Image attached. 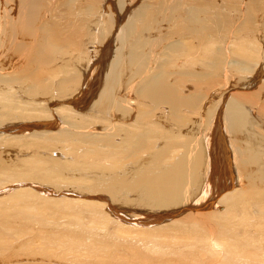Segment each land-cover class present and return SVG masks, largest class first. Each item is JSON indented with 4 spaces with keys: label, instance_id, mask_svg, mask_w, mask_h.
Listing matches in <instances>:
<instances>
[{
    "label": "bare ground",
    "instance_id": "6f19581e",
    "mask_svg": "<svg viewBox=\"0 0 264 264\" xmlns=\"http://www.w3.org/2000/svg\"><path fill=\"white\" fill-rule=\"evenodd\" d=\"M11 2L13 4L10 5V1L0 0V155L7 154V146H13L18 142L22 143L23 149L27 152L31 150L32 155L22 161L23 168L20 170L10 164L6 165L0 156V184L3 185L0 186V195L3 196L0 197L3 198L0 199V264L9 263L6 259L12 254L27 256L14 259L16 262H10V264H29L27 261L30 260V253H35L37 248L34 243L35 240L37 242V237L47 240L48 244H50L49 241L51 243L52 241L60 242L68 237L71 244L77 248L83 245L82 243L86 245L88 242L84 241L90 240L87 235H91V232L84 229L76 232L72 229L75 224L73 220L81 222L84 217V212L79 207L87 206L92 209V216L98 218L104 207L107 208L109 205V210L115 212L114 208L117 206H114V203L120 204L118 202L120 200H122L121 202L128 201L131 195L139 197L138 199L142 197L143 202L159 207L172 206L173 208L175 205L182 204L181 208L178 207L180 211L185 207L187 210V207L190 206L199 210V208L207 206L208 203L215 202V197L222 195L220 204L226 205L223 207V212L211 211L207 215L205 213V218L189 214L183 221L180 220L179 223H176L185 230L183 235L186 240L179 247H171L172 255H169L170 259L166 257L165 261H175L177 264H240L241 261L246 260L248 264H261L264 259V231L260 235L252 234L249 230L259 229L264 225V171L256 169L258 172H255V168H252L264 163V155L258 150H254L255 148L248 149L245 143L252 137L257 140L261 138L256 132L257 127H260L264 122H258L256 130L254 129L253 118H250L248 109L244 105L245 102H242L243 97L228 96L230 94L228 92L232 88L230 79L227 80L224 90L217 93L214 98H209L210 101L203 105V109H201L202 105H199L201 100L199 93L192 99L188 97V87L195 83L192 82L190 85L185 83L188 87L183 84L190 75L197 77L202 70L206 71V73L204 72L206 75L209 72L210 76L212 74L220 76V74L218 75L220 71L229 73L230 62L225 60L227 56H236V59L246 56L248 58L246 65H244L246 62L244 59L237 62L240 69L251 70V66L255 69L258 67V62L260 67L242 86L247 88L249 84L263 79L257 92L254 93L256 96L260 95L261 92H264V69L262 68L264 67V31L255 32L253 25L249 24L251 21L247 22V20L248 26L240 27L238 30V25L234 28L233 25L238 23V18L241 19L240 16H244L240 13L238 18L235 17L236 21L231 20L225 23L226 31L229 29L231 34L226 31L224 34L221 24H224L226 21L224 17L228 14L223 12L224 3L221 4V10L216 7L213 12L208 11L210 13L203 17L194 14L195 16L190 19L191 22L184 19V15L173 14V24L176 27L178 22H183L184 33L173 34L176 41L169 47L170 53H167L169 58L166 59L169 62L163 64L160 59L157 67L150 69L147 67L148 54H144L143 61L138 62V65L143 64L144 66L143 71L139 74L135 69L136 63L130 62V57L131 55L135 56L143 49L145 43L143 40L135 39L134 35L144 32L150 36L162 34V32L159 33L158 28L162 23L157 16L152 18L149 15V23L140 27L136 21V12H133L131 17L125 20L124 14L120 19L119 16H116L119 10L116 8L115 11L114 8H111L109 14L105 11L101 18L92 20L88 24L94 32L93 40L102 45V51H84L85 42L76 36L78 33L76 29L72 36L65 30V33L69 34V38L62 40L60 36L57 37L63 30L61 22L56 21L59 27L44 28L41 20L44 7L42 0H14ZM173 3L176 5V2ZM11 6L15 7L14 12L10 9ZM225 9H229L228 12L232 13V2L231 4L225 2ZM205 10L207 9L205 8ZM237 11L240 12L239 9ZM259 11L261 10L259 9ZM161 12L164 13L162 10ZM125 13L128 14V11ZM245 13L247 12L245 11ZM256 13L258 12L256 11ZM170 14L172 15V13ZM233 17L230 15L231 19H234ZM250 18L252 17L249 15V20H254ZM39 24L41 25L39 26ZM38 26L42 31H37ZM156 27L158 30L155 29ZM233 29L236 31L234 32ZM227 33L229 34L226 35ZM185 34L189 36H185ZM155 40L157 39L152 41ZM157 42L159 43V41ZM156 49L157 44L152 43L150 53L153 55V59L158 56V53L154 54ZM100 52L102 54L98 59ZM210 52L212 53L210 54ZM208 68H210L209 71ZM180 75H184L185 78L183 81L178 79L176 81L180 82L182 86L176 81L173 82L174 78L172 77L178 78ZM199 81L200 84L204 82L200 79ZM211 84L213 85V83ZM196 87L195 90H198ZM131 91L137 97L132 99L135 104L133 107L128 104V96H125L126 94L131 95ZM48 92L51 94L49 99L46 97L44 100L40 99ZM20 97H25V99H19ZM53 99L55 103L52 108L51 101H54ZM42 101H47V104ZM164 104H167L172 112L167 113L166 116L163 113L158 114L156 120L161 124L159 126L155 120L150 118L151 106L160 108ZM59 105L65 111L58 110ZM187 107L195 108L197 114L201 116L200 121L196 125V129L194 126L192 128L195 130L192 137H186L187 133H182V136L172 138L174 130L170 129V125L172 127L174 118L182 119L183 117L184 120L186 119L183 109ZM116 108L124 110L128 115L117 116L114 114ZM174 111H178L177 116ZM254 111L256 110L254 109ZM263 117L259 118L263 119ZM45 119H49V121L42 122ZM100 120H104L108 125L97 128L96 124ZM114 120L117 122H113ZM30 121H32L31 124ZM39 125L47 127L50 132L44 129H42L44 131L36 130L35 128ZM93 125H96L95 129ZM61 126L63 127L61 128ZM185 127L182 124L181 132ZM21 133L24 135H19ZM240 133H244L245 139L242 143L236 140ZM159 140L164 141L160 147L157 145ZM251 145L253 147V144ZM144 149L147 152L146 155L142 153ZM145 157L148 159L146 162L143 161ZM86 171L88 173L95 172L91 175ZM16 179L24 180L21 184L25 186L21 185V188L18 186L19 183H16V186L12 184ZM27 181L30 183L27 184ZM62 184L66 185L62 186ZM69 184H75L77 189L75 192L84 195V203L65 198L58 199L56 197L53 199L52 195L55 192L51 188L44 187L54 188L57 186L62 190L69 188ZM233 184L237 188H233ZM12 186H15V189L19 188L14 194L11 191L14 190ZM40 193L46 196H41ZM105 194H107V198ZM134 198L136 199V197ZM76 200H81V197ZM123 206L124 209H127V211L125 210L127 213L131 206L129 208H127L128 205L126 207L123 204ZM143 207H139L141 211ZM238 207L240 210H236ZM21 208L23 211H17ZM30 208L36 212L28 214ZM118 208L117 210L121 211ZM133 208L135 209L137 206ZM191 208H188V211H191ZM252 208H255L256 211L254 212ZM146 212L145 214H147ZM68 213L73 216V219L66 222L64 232L51 229L30 230V232L25 228L29 220L33 222L36 220L40 225H46L48 221L57 224L58 222L53 220L57 221L59 219L57 217ZM117 213L115 214L117 215ZM121 213L123 212L121 211ZM115 214L113 213V215ZM142 214L141 212L140 215ZM199 214L197 215L199 216ZM16 215L19 216L18 223H14ZM148 215L150 214L148 213ZM89 220L87 223L90 222ZM21 223L24 224V227L16 226ZM102 223L104 222L102 221ZM121 224H125V222L123 221ZM141 225L140 227H142ZM156 228L154 227L155 231ZM169 230L171 229L169 228ZM14 231H17L15 235H13ZM24 232L30 233L25 239L17 238L19 235L24 236ZM121 232L123 233V231ZM35 233L38 234L35 235ZM152 234L154 235V232ZM30 235L36 237L35 240L28 241L31 238ZM19 242L22 243V247H19L21 251L15 247ZM173 244L175 243L173 242ZM169 246L171 245L155 242V247L149 250L153 255H149L150 252L145 254L144 251L136 252L133 257L131 256L132 251L129 253L125 250L130 254L131 260L127 262V258L123 259V264H147L168 250ZM88 247H84V250ZM201 247L207 249L209 253L205 255L203 251H200ZM11 250L12 254H10ZM82 250L83 246L79 251L82 252ZM88 250L86 251L88 252ZM90 250L94 251V247H90ZM111 250H107L108 253L112 252ZM92 251L91 254H87L85 251L84 253L86 256H92ZM5 252L8 253L3 257ZM115 253L119 259L121 254L118 257L117 253L119 252ZM163 257L164 255H161L160 259ZM31 259V262H37L34 257ZM42 261L44 264H55L56 262L48 257L41 259L36 264H41ZM69 261L72 262H68V264H85L78 256Z\"/></svg>",
    "mask_w": 264,
    "mask_h": 264
},
{
    "label": "rangeland",
    "instance_id": "374dc122",
    "mask_svg": "<svg viewBox=\"0 0 264 264\" xmlns=\"http://www.w3.org/2000/svg\"><path fill=\"white\" fill-rule=\"evenodd\" d=\"M8 1H10V5L11 4H13V2H11V1H14V0H8ZM16 1V0H15ZM178 1V2H177ZM177 1H175V0H42V4H44V7H43V9H42V13H43V16H42V23H43V26H44V28L46 29L48 26H51L52 28H56L57 26H58V24H56V21H58V22H61V25H62V32H61V34H59L57 37L59 38V36H60V38L62 39V40H67L68 38H69V34L68 33H65V30H67L68 32H70V34H71V36L72 35H74V30L76 29L77 31H78V33H77V37L79 38V39H82L84 42H85V45L83 46V50L84 51H91V50H95V51H102V45L101 44H99V43H97V42H95L94 40H93V35H94V32H93V30L89 27V22L90 21H92V20H97V19H99V18H101L103 15L102 14H104L105 13V11L109 14L110 13V9L111 8H114L115 9V11L118 9L119 11H118V13L116 14V16H119L120 17V19H121V17H122V15L124 14V16H125V20L126 19H128L129 17H131V14L134 12H136V15H135V17H136V21H137V23L139 24V26L140 27H144V26H146L148 23H149V15H151L152 16V18L154 17H158L159 18V21L162 23L158 28H159V33L160 32H162V34L160 33V35H156V36H150L149 34H147L146 32H144V33H139V35H134V38L136 39H139V40H143L144 41V43H145V47L143 48V49H141L135 56H132L131 55V57H130V62H134V63H136V68L135 69H137L138 70V72H139V74L143 71V68H144V66H143V64L140 66V65H138V62L139 61H143V55L144 54H148V59H149V61H148V66L147 67H150V69H154V68H156L157 67V65L159 64V62H160V59H161V61H163V64L166 62V63H168L169 61L168 60H166L167 58H169V53H170V51H169V47L176 41L175 39H174V37H173V34L175 33V34H177V35H181V34H183L184 33V31L182 30V26H183V22H178V24H177V26L175 27V24H173V20H172V16H173V14L175 15V14H180L181 16H183L184 15V19H188V20H190V19H192L193 18V16H200V17H203L205 14L206 15H208L210 12H208V11H211V12H213L214 11V9L217 7V9H219V10H221V4H223L224 3V6H223V12L224 13H228L225 17H224V19L226 20V21H224V24L222 23H220L222 26V31H223V33L226 31V27L227 26H224L225 25V23H227V22H229V21H231V20H235L236 18H238L239 16V14L241 13V14H243L244 16H240V18L241 19H239L238 18V23L237 24H235V25H233V27L235 28V26H237V30L238 29H240V27L242 28V27H246V26H248L247 24L248 23H246V20H247V22L249 21H251L249 24H252L253 26V28H254V31L255 32H261L262 30L264 31V0H238L237 2H236V0H177ZM198 1H200V2H198ZM228 4V3H230L231 4V2H232V5H233V9H232V13H229L228 11H229V9H225V2ZM257 1V2H256ZM172 2V3H171ZM173 2H176V5L173 3ZM233 2H236V3H233ZM201 3H202V5H201ZM174 4V5H173ZM214 4V5H213ZM170 5V6H169ZM172 5V6H171ZM205 5V6H204ZM210 5H212V6H210ZM175 6V7H174ZM178 6V7H177ZM202 6H204V7H202ZM165 7V8H164ZM177 7V8H176ZM202 7V8H201ZM213 7V8H212ZM254 7V8H253ZM257 7H258V9H257ZM117 8V9H116ZM120 8V9H119ZM170 8H171V10H170ZM205 8L207 9V10H205ZM262 8V9H261ZM10 9H12L13 11L12 12H14L15 10V7L14 6H11V8ZM131 9V11H129ZM162 11H164V13L163 12H161V10ZM199 9V10H198ZM213 9V10H212ZM237 9H239L240 10V12L239 11H237ZM252 9V10H251ZM259 9L261 10V11H259ZM179 10V11H178ZM192 12H191V11ZM126 11H128V14H126L125 12ZM170 11H172V12H170ZM175 11H177V12H175ZM194 11H195V13H194ZM245 11L247 12V13H245ZM254 11V12H253ZM256 11L258 12V13H256ZM191 12V13H190ZM197 12V13H196ZM235 12V13H234ZM249 12H251V13H249ZM17 11H16V15H17ZM170 13H172V15L170 14ZM155 14H157V15H155ZM170 14V15H169ZM195 14V15H194ZM233 14V15H232ZM240 14V15H241ZM230 15L231 16H234L233 18L234 19H231L230 18ZM246 15V16H245ZM249 15H250V17H252V18H250V19H254L253 21L252 20H249ZM229 16V17H228ZM236 17V18H235ZM256 17V18H255ZM257 21H256V20ZM263 20V21H262ZM236 21V20H235ZM190 22H191V20H190ZM232 23H233V21H232ZM244 23V24H243ZM41 24H39V26H40ZM154 25V24H153ZM206 25V24H205ZM208 25V24H207ZM242 25V26H241ZM256 25V26H255ZM39 26L37 27V31H39V30H41L40 28H39ZM199 26V25H198ZM59 27V26H58ZM158 28L156 27L155 29L156 30H158ZM263 28V29H262ZM25 29H27V28H25ZM42 31V30H41ZM233 31L235 32L236 30L235 29H233ZM226 32H229L230 33V30L229 29H227V31ZM225 32V33H226ZM204 33H206V32H204ZM224 33V34H225ZM229 33H227L226 35H228ZM231 34V33H230ZM148 36V37H147ZM185 36H189L188 34H185ZM148 39V40H147ZM153 39H157V40H155V41H152ZM87 40V41H86ZM157 41H159V43L157 42ZM60 43H62V42H60ZM152 43H156L157 44V49L154 51V54H157L158 53V56H156L155 57V59H153V55L150 53L151 52V50H150V47H151V45H152ZM168 53V54H167ZM212 52H210V54H211ZM214 53V52H213ZM101 54H102V52H100V55H99V57H98V59L100 58V56H101ZM21 57V56H20ZM236 57V56H235ZM235 57H228L227 56V59H225L226 61L227 60H229V69H230V72L229 73H224L225 71H220L219 73H218V75L220 74V76H217V74L216 75H213L212 74V76H210L209 75V72H207V75L205 74L206 73V71H204V70H202V71H200V75L199 76H197V77H193V76H191L190 75V77L188 78V80L185 82L184 81V84L183 85H187V84H185V83H188V85H190V83H195V84H192L191 86H189L188 87V85L186 86V87H188L189 89H188V97H190L191 99L194 97V95H197L198 93L200 94V103H199V105L201 106L202 105V108L201 109H203V105L204 104H206V102L208 101H210V99L209 98H214L215 96H216V94L217 93H219L220 91H223L224 90V88L226 87V84H227V80L228 79H230L231 81V83H232V88H231V90L228 92V96H230L231 95V97H233V96H242L243 97V100L245 99V101H243L242 100V102L244 103V105H245V107L248 109V114H249V116H250V118L252 119V121L255 123H253V126H254V129L256 128V125H257V123L258 122H260V121H263L264 122V104H263V101H264V92H261V94L260 95H258V96H256V95H254V93L255 92H257V89L260 87V85L262 84V81H263V79H260L259 80V82H254L253 84H249V86L247 87V88H244L242 85H244V83L250 78V77H252L253 75H254V72H255V70L257 69V68H259L260 67V63L258 62L257 63V66L258 67H255V69L253 68V66H251L252 68H251V70H244V69H240L239 68V66H238V64H237V62H239L240 60H245L246 62L244 63V65H246V63L248 62V58L246 57V56H244L243 58L241 57V58H235ZM97 59V58H96ZM97 59V60H98ZM236 60V61H235ZM16 62H18V61H16ZM256 66V65H255ZM264 66V65H263ZM239 68V69H238ZM263 69H264V67H262ZM209 69L210 68H208L207 70L209 71ZM233 71V72H232ZM205 72V73H204ZM204 73V74H203ZM227 74V75H226ZM203 75V76H202ZM206 75V76H205ZM209 75V76H208ZM235 75V76H234ZM239 76H240V78H239ZM174 79V81L173 82H175L177 79L178 80H181V81H183V78H185V76L184 75H180L178 78L176 77H174V76H172ZM207 77V78H206ZM247 77V78H246ZM191 78V79H190ZM245 78V79H244ZM199 79L201 80V81H203L204 80V82L203 83H201L200 84V81H199ZM191 80H194V81H191ZM176 83H178L180 86H182L181 85V83L180 82H177L176 81ZM211 83H213V85L211 84ZM230 83V84H231ZM217 84V85H216ZM236 85L238 86L237 88H236ZM195 86H197L196 87V89H198V90H195ZM242 86V87H241ZM192 87V88H191ZM194 87V88H193ZM203 88H204V90H203ZM239 88H242V89H239ZM244 89V90H243ZM192 90V91H191ZM194 91H195V93H194ZM201 91V92H200ZM49 93V94H48ZM47 93V95H42L41 96V98L40 99H42V100H44V99H49L50 98V92H48ZM130 94L131 95H129V94H126L125 96H128V98H127V101H129L128 102V104L130 105V106H134L135 104H133L134 103V101L132 100V99H134V98H137V97H135V95L136 94H134L133 93V91H131L130 92ZM205 94H206V96H205ZM251 94V95H250ZM49 95V96H48ZM132 95H134V96H132ZM202 95V96H201ZM245 95V96H244ZM132 98H131V97ZM46 97V98H45ZM49 97V98H48ZM260 97H261V99H263V100H261L260 99ZM263 97V98H262ZM131 98V99H130ZM19 99H25V97H20ZM29 99V98H28ZM54 99H56V98H54ZM53 99V100H54ZM203 99V100H202ZM248 101H247V100ZM257 101H256V100ZM249 100H250V102H249ZM254 100V101H253ZM32 101V100H31ZM130 101H132V102H130ZM43 103H46L47 104V101H42ZM207 102V103H208ZM260 105H258L257 103ZM21 103H23V102H21ZM20 103V104H21ZM51 105H52V108H53V104L55 103V100L54 101H51ZM58 103V102H57ZM64 103V102H63ZM62 103V104H63ZM253 103V104H252ZM64 104H66V102L64 103ZM63 104V105H64ZM133 104V105H132ZM249 104V105H248ZM252 104V105H251ZM58 106V105H57ZM257 106V107H256ZM152 107V112H150V114H151V117L150 118H152V120L154 121L155 120V122L160 126L161 124L159 123V122H157L158 120H156V117L157 116H159L160 115V113H163V114H165V116H166V114L167 113H170V112H172L168 107V105L167 104H164L163 106H161L160 108H157V107H153V106H151ZM253 107H254V109L256 110V111H254V109H253ZM193 107H187V108H185V109H183V112H185L186 113V119L184 120V118L182 117V119L180 118V119H178V118H174V123L172 122V127H171V125H170V129H172L173 128V130L174 131H172V138H176L177 136H182V133H187L186 134V137H192V134H193V132L195 131L194 129H196L195 127H196V125L199 123V121H200V115L199 114H197L198 112L195 110V108L194 109H192ZM250 108V109H249ZM58 110H61V111H65V109H63V107L62 106H60L59 105V107H58ZM116 111L114 112V114H116L117 116H119V117H122V116H125V115H128L124 110H120V108L119 109H115ZM191 110V111H190ZM193 110H195V111H193ZM253 110V111H252ZM122 111H124V112H122ZM131 111V110H130ZM129 111V112H130ZM257 111H258V114H257ZM260 111V112H259ZM175 112V116H177V114H178V111H174ZM256 114H255V113ZM97 113H99V112H97ZM96 113V114H97ZM194 113V114H193ZM203 113V112H202ZM159 114V115H158ZM174 114V113H173ZM192 116H191V115ZM263 115V116H260V115ZM98 116H101V115H99V114H97ZM189 115V116H188ZM255 115H256V117H255ZM258 115H259V117H263V119L262 118H259L258 117ZM163 116V115H162ZM191 116V117H190ZM190 117V118H189ZM158 118V117H157ZM198 119V120H197ZM34 120V119H33ZM32 120V121H33ZM117 120V119H116ZM116 120H114L113 122H115ZM181 120H182V122H181ZM188 120V121H187ZM191 120V121H190ZM32 121H30V124L32 123ZM35 121V120H34ZM47 122V121H49V119H45V120H43L42 122ZM19 122V121H18ZM25 122V121H24ZM101 122V123H100ZM100 122L98 121L97 122V128H100L101 126H106V125H108V123L107 122H104V120H100ZM117 122V121H116ZM177 122V123H176ZM191 122V123H190ZM20 123V122H19ZM25 123H28V122H25ZM105 123V124H104ZM107 123V124H106ZM176 123V124H175ZM183 124V126H186L183 130H182V132H181V127H182V124ZM99 124V125H98ZM252 124V123H251ZM95 125V126H96ZM41 125H39V126H37L35 129L36 130H41V131H49L50 132V130H48L47 129V127H44V126H42V127H40ZM94 125H93V128L95 127ZM179 126V127H178ZM193 126H194V129H192L193 128ZM263 126H264V124H261L260 125V127H257V134L261 137V138H259L258 140L257 139H255V138H250L249 140L250 141H246V146H247V148L248 149H251V148H255L254 150H258L260 153H262L263 155H264V128H263ZM38 127H40V128H38ZM63 126H61V128H62ZM46 128V129H45ZM96 128V127H95ZM94 128V129H95ZM261 128V129H260ZM42 129H44V130H42ZM179 129V130H178ZM192 129V131L190 132V130ZM176 130V131H175ZM256 130V129H255ZM94 131V130H93ZM96 131H100V130H96ZM185 131V132H184ZM9 132H13V131H9ZM176 132V133H175ZM188 132H190V133H188ZM178 133V134H177ZM181 133V134H180ZM24 135V133H21V134H19V135ZM93 134H95L96 135V133L95 132H93ZM189 134V135H188ZM191 134V135H190ZM234 134V133H233ZM235 135H238V134H235ZM244 133H240L239 135H238V137H236V140H239L241 143H242V141H244ZM260 140H262V141H260ZM253 144V147H252V145L250 144ZM163 143H164V141H161V140H159V143L157 144L159 147L160 146H162L163 145ZM260 143V144H259ZM240 144V143H239ZM239 144H238V146H239ZM7 146V145H6ZM14 146V147H13ZM13 146H10V147H8L7 146V154H2V155H0L1 157H2V159H3V161L4 162H6L5 164L6 165H8V164H10L12 167L13 166H15V167H18L19 168V170L21 169V168H23L22 167V161H24V159H27L28 157H31V155H32V153H31V150L30 151H26L25 149H23L24 147H22V143H16V144H13ZM20 148V149H19ZM263 149V150H262ZM157 150V149H156ZM27 153V154H26ZM142 153L144 154V155H146L147 154V152H146V150L144 149V150H142ZM149 153V152H148ZM30 154V155H29ZM55 154V153H54ZM53 154V155H54ZM56 155V154H55ZM66 155V154H65ZM47 156V155H46ZM67 156V155H66ZM5 158V159H4ZM67 158V157H66ZM146 158V157H145ZM144 158V162H146V161H148V159L146 158L145 159ZM4 164V165H5ZM5 165V166H6ZM264 163H262V164H260V165H257L256 167H252V168H255L254 169V171L255 172H258V171H264ZM262 167V168H261ZM258 171H257V170ZM87 172V171H86ZM95 171H90L89 173L87 172V174H93ZM24 180H20V179H16L15 181H13L14 183H12V184H15V186H16V183H19V185L18 186H20L21 188H22V186H25V185H23V184H21L22 182H23ZM30 182L29 181H27V184H29ZM24 184H26V183H24ZM36 184H38V183H36ZM48 184V183H47ZM22 185V186H21ZM40 185H42V184H40ZM61 185V184H60ZM63 185H66V184H62V186ZM0 186H3V185H1L0 184ZM15 186H12V188H14V190H11V191H13V194L17 191V190H19V188H16L15 189ZM7 187L9 188V185H7ZM28 187V186H27ZM26 187V188H27ZM44 187H48V188H51L54 192H55V194L54 195H52L53 197V199H55L56 197L58 198V199H68V200H73V201H80V203H84L83 201H85V199L83 198L84 197V195L83 194H79V193H76L75 191L77 190L76 189V186H75V184H69V188H63L62 190H60V188H58L57 186L55 187L54 186V188H52V187H49V186H44ZM72 187V188H71ZM71 188V190L73 191V192H70L71 190H69ZM230 188H232V186H230ZM233 188H237L236 187V185H234L233 184ZM63 190H67V191H63ZM63 191V192H62ZM195 191V190H194ZM60 192V193H59ZM39 193V192H38ZM62 193V194H61ZM68 193V194H67ZM59 194V195H58ZM69 194H70V197H69ZM108 194V193H107ZM107 194H105L106 195V198H107ZM40 195L41 196H46V195H43V194H41L40 193ZM65 195H66V197H65ZM73 197H72V196ZM4 196H7V195H4ZM77 196V197H76ZM128 196V195H127ZM132 196H134V197H136V199L133 197L132 199H131V197ZM0 197H3L2 196V194L0 195ZM81 197V200H76L77 198H80ZM105 198V197H104ZM129 198V197H128ZM139 197H137V196H135V195H131L130 196V202H129V200L128 201H125V202H121L122 200H120V201H118V202H120V204L118 203H114L115 205L114 206H117V207H119L118 209H121V211L123 212V213H121V211H119V210H117V207H115L114 208V211L115 212H113V211H111V210H109V205H107V208L106 207H104V209H103V212H102V214H101V216L100 217H98V218H94V216H92L93 214H92V209H89L87 206H81V207H79L81 210H83V212H84V217H82V219H81V222H78L77 220H73V222L75 223V224H79V225H73L72 226V229H74V231H76V232H78V231H83V229L84 230H89L90 232H91V235L89 234V235H87L88 237H89V239L91 240H88V241H84L85 243L86 242H88L89 243V245H90V247H94V251H92V250H90V247H88L89 245H88V243H86V245L84 244V243H82L83 245H80V246H78V248H77V246H73L72 244H71V242H70V239L68 238V237H65L62 241H58V242H53L52 241V243H51V241H49V243L50 244H48V241L47 240H42L41 238H39V237H37V242H36V240H35V238L36 237H32L31 235H30V239L28 240V241H30V240H35L34 241V243L36 244V251H35V253H30V256H29V258H30V260L29 261H27V263H29V264H32V263H34V264H36V263H38L39 261H41V259L43 260V258H52V259H54V261H56L55 262V264H68V262H72V261H69L71 258L73 259V258H75V256H78V257H80L81 259H82V262H84L85 264H92V262L94 263L95 262V264H123L124 263V261H123V259H125L126 260V258H127V262H128V260H131L130 259V254H128L127 252H129V253H132L131 254V256L133 257L134 255H135V253L136 252H144L145 254L146 253H149L150 251V249H153L154 247H155V242L157 243V244H166V245H171V246H169V249L168 250H165L164 251V253L163 254H161V255H164V259L163 258H161L160 259V256L159 257H157V258H154L151 262H148L147 264H177L175 261H170V260H166L165 261V259H167L168 257H169V255H172V248L171 247H174V246H176V247H179V245L181 246L183 243H184V240H186V239H184V235H183V231H185L184 229H182L181 227H179L180 225H177L176 223H179V221L180 220H184L189 214L191 215H195L196 217H201V218H205V213H206V215L208 214V213H210L211 211H217V212H223L222 210H223V207H225L226 205H221L220 204V199H222V195H219V196H217V197H215V199H214V201L215 202H213V203H208V205L207 206H205V207H203V208H199V210H196L195 208H191V206L190 207H187V210H185L186 209V207H185V209L184 208H182V211H180V209L179 208H181L183 205L182 204H180V205H175V206H173V208H172V206H170V207H164V206H162V207H159V206H154V205H150L149 203H147V202H143L142 201V197L140 198V199H138ZM0 199H3V198H0ZM219 199V200H218ZM133 200V201H132ZM139 201V202H136V201ZM28 202V201H27ZM133 202V203H132ZM141 202V203H140ZM143 202V203H142ZM79 203V204H80ZM221 205V207L219 206V204ZM123 204H125V206L127 207V205H128V207L127 208H129L130 206L132 207V209H133V211H132V209H131V207L129 208V211L126 213V211H127V209H124V206H123ZM127 204V205H126ZM137 204V205H136ZM138 204H139V206H138ZM146 204V205H145ZM120 205V206H119ZM141 205V206H140ZM145 207H143V206ZM113 206V207H114ZM123 207V208H120V207ZM137 206V208H133V207H136ZM213 206V207H212ZM25 207V206H24ZM28 207H30V206H28ZM31 207H32V205H31ZM139 207H143V209H142V211L140 210V208ZM146 207H147V209H148V207H149V209H148V211H147V209H146ZM179 207V208H178ZM216 207V208H215ZM139 208V209H138ZM150 208H151V211H150ZM155 208V209H154ZM170 208V209H169ZM191 208V211H188L189 209ZM222 208V209H221ZM137 209V210H136ZM159 209V210H158ZM177 209H178V211H177ZM206 209H207V211H206ZM253 209V211L255 212L256 210H255V208H252ZM109 210V211H108ZM126 210V211H125ZM138 210H140V211H138ZM157 210V211H156ZM172 210V211H171ZM236 210H240V207H238V208H236ZM17 211H23V208H21L20 210L18 209ZM109 212V213H107V212ZM132 211V212H131ZM147 213V214H145V212ZM159 211H161V212H159ZM180 211V212H179ZM195 211H199L198 213H200L199 214V216L197 215L198 213L197 212H195ZM202 211V212H201ZM204 211V212H203ZM34 212H36V211H34V210H32L31 208L30 209H28V214L30 213V214H34ZM118 212V213H117ZM141 212L143 213L142 215H140L141 214ZM167 212H169V213H167ZM175 212V213H174ZM177 212V213H176ZM113 213L115 214V213H117V215L115 214V215H113ZM121 213V214H120ZM135 213V214H134ZM140 213V214H139ZM148 213L150 214V215H148ZM154 215V217H153V215ZM160 214V215H156V214ZM179 213V214H178ZM197 213V214H196ZM204 213V214H203ZM68 214H69V216H68ZM68 214H64V215H62L61 217H57V218H59L57 221L54 219L53 221L54 222H58L57 224H54L52 221H48L47 222V224L46 225H44V224H39L36 220L33 222V221H31V220H29L28 218H26L27 220H29L28 221V223L26 224L27 226L25 227V228H27V229H29V231L31 230H34V231H41V229H51V230H58V231H61V232H64V228H65V226H66V222L67 221H70L71 219H73V216L70 214V213H68ZM122 214H124V215H122ZM138 214V215H137ZM167 214H169V215H167ZM136 215V216H135ZM147 217V220L145 221V219H146V217ZM18 215H16L15 216V219H14V223H18L19 222V216L17 217ZM25 216V215H24ZM66 216H68V217H70V218H68V217H66ZM87 218H86V217ZM110 216V217H109ZM118 216V217H117ZM138 216V217H137ZM150 216H152V217H150ZM25 217H27V216H25ZM105 217V218H104ZM123 217V218H122ZM131 217V218H130ZM178 217V218H177ZM116 218H117V221H115L116 220ZM126 218V219H125ZM144 218V219H143ZM163 218V219H162ZM181 218V219H180ZM86 219V220H85ZM90 219V220H89ZM124 219V220H123ZM137 219H139V220H137ZM173 219V220H172ZM50 220H52V219H50ZM88 220L90 221L89 223H87L88 222ZM105 220V221H104ZM120 220V221H119ZM170 220V221H169ZM172 220V221H171ZM203 220V219H202ZM15 221H17V222H15ZM100 221V222H99ZM102 221L104 222V223H102ZM107 221V222H106ZM123 221L125 222V224H121V222L123 223ZM138 223H137V222ZM141 221V222H140ZM144 222V224H143V222ZM151 221V222H150ZM92 222V223H91ZM136 222V223H135ZM64 223V224H63ZM132 223H134V224H132ZM172 225H171V224ZM186 223V222H185ZM109 224V225H108ZM111 224H113L112 226H111ZM137 224H139V225H137ZM141 224H143V225H141ZM175 224V225H174ZM87 225H89V226H87ZM93 225V226H92ZM101 225H104V226H101ZM132 225V226H131ZM140 225L142 226V227H140ZM16 226H18V227H24V224L23 223H21L20 225H16ZM91 226V227H90ZM108 226V227H107ZM122 226V227H121ZM187 226V225H186ZM58 227H60V228H58ZM124 227V228H123ZM154 227H157L156 228V231H158L157 233H156V231L154 230ZM167 227V228H166ZM121 228V229H120ZM132 228V229H131ZM164 228V229H163ZM169 228L171 229V230H169ZM134 229V230H133ZM173 229V230H172ZM125 230V231H124ZM131 230V231H130ZM30 231V232H31ZM104 231H105V234H104ZM121 231H123V233L121 232ZM135 231V232H134ZM264 231V225L261 227V228H259V229H253V230H249V232L250 233H252V234H262V232ZM17 231H14V234L13 235H15V233H16ZM30 232H27V233H25V235L24 236H22V235H19V236H17V238H20V239H25V237H27L29 234L28 233H30ZM121 232V233H120ZM128 232V233H127ZM132 232V233H131ZM154 232V235L152 234ZM172 232V233H171ZM125 233H127V234H125ZM146 233V234H145ZM163 233V234H162ZM171 233V234H170ZM36 234H38V233H35V235ZM103 234V235H102ZM130 236H129V235ZM161 234H162V236H161ZM173 234V235H172ZM178 236H177V235ZM156 235V236H155ZM167 235H171L170 237L169 236H167ZM174 235H176L175 237H174ZM98 236H100V237H98ZM141 236V237H140ZM109 237V238H108ZM125 237V238H124ZM127 237V238H126ZM134 237H137V238H134ZM150 237V238H149ZM152 237V238H151ZM102 238V239H101ZM114 238V239H113ZM124 238V239H123ZM144 238V239H143ZM160 238V239H159ZM171 238V239H170ZM98 239V240H97ZM101 239V240H100ZM113 239V240H112ZM151 239V240H150ZM163 239V240H162ZM126 240V241H125ZM128 240V241H127ZM158 240V241H157ZM28 241H27V243H28ZM65 241V242H64ZM93 241H95V242H93ZM125 241V242H124ZM176 241V242H175ZM39 242V243H38ZM43 242H44V244H43ZM147 242H149L148 244H147ZM159 242V243H158ZM173 242L175 243V244H173ZM178 242H179V244H178ZM70 245H69V244ZM98 243V244H97ZM110 244V246H109V244ZM57 246H56V245ZM95 244V245H94ZM33 245V244H32ZM38 245V246H37ZM93 245V246H92ZM103 247H102V246ZM114 245V246H113ZM148 245H152V246H148ZM83 246V250H82V252H80L81 251V247ZM97 246V247H96ZM134 246V247H133ZM15 247H18V250H19V247H22V243H18L17 245H15ZM40 247V248H39ZM47 247H49V248H47ZM84 247H88L89 248V250H88V248H85L86 250H88V252L86 251V250H84ZM98 248V249H96V248ZM102 247V248H101ZM129 247V248H128ZM136 247H138L137 249H135ZM147 247V248H146ZM165 247V246H164ZM107 248V249H106ZM128 248V249H127ZM60 249V250H59ZM72 249V250H71ZM110 249H112L111 251L113 252H109L108 253V251H110ZM130 249V250H129ZM131 249H134V250H131ZM148 249V250H147ZM218 249V248H217ZM76 250V251H75ZM80 250V251H79ZM108 250V251H107ZM125 250H127V252L125 251ZM147 250V251H146ZM17 251V250H16ZM19 251H21V249L19 250ZM46 251H48V252H46ZM84 251L87 253V254H91V251H92V256L91 255H87L86 256V253H84ZM96 251V252H95ZM119 252V253H117L118 254V257H119V254H121L120 256L121 257H119V259H117V255H116V253L115 252ZM122 251V252H121ZM132 251V252H131ZM200 251L202 252L203 251V253H205V255H207L209 252L207 251V249H203L202 247H201V249H200ZM54 252V253H53ZM66 252V253H65ZM74 254H73V253ZM94 252V253H93ZM100 252H101V255H99L100 254ZM104 254H103V253ZM106 252V253H105ZM126 252V253H125ZM168 252V253H167ZM6 253H8V252H5V254L3 255V257L4 256H6ZM72 253V254H71ZM76 253V254H75ZM81 253V254H80ZM96 253H97V255H96ZM10 254H12V250H11V253ZM46 256H45V255ZM78 254V255H77ZM93 254H94V256H93ZM105 254H107V255H105ZM114 254V256H111V255H113ZM153 255V253L152 252H150V254L149 255ZM18 254H12V255H10V257H8L7 259H6V261H8L9 263H7V264H10V262L11 263H13V262H16L14 259H16L17 260V258H22V257H26L27 255H25V254H20V255H18ZM66 255V256H65ZM95 255H96V258H95ZM129 256V258H128V256ZM89 256H90V258H89ZM97 256H99V257H97ZM31 257L33 258H35V259H37V262L35 263V262H31L32 261V259H31ZM42 257V258H41ZM105 257H107V258H105ZM125 257V258H124ZM167 257V258H166ZM247 257H249V255H247ZM70 258V259H69ZM99 258V259H98ZM4 259V258H3ZM11 259V260H10ZM56 259V260H55ZM67 259H69V260H67ZM168 259H170V257L168 258ZM14 260V261H13ZM26 260V259H25ZM100 260H101V262H100ZM120 260V262H117V261H119ZM155 260H157L156 261V263H155ZM57 261H59V262H57ZM109 261V262H108ZM158 261H160V262H158ZM162 261V262H161ZM167 261H168V263H167ZM47 262H49V260H47ZM88 262H90V263H88ZM108 262V263H107ZM5 263V264H6ZM50 263V262H49ZM219 263V262H218ZM41 264H44L43 263V261L41 262ZM54 264V263H53ZM76 264V263H75ZM240 264H248V262L245 260V261H241V263ZM261 264H264V259L262 260V262H261Z\"/></svg>",
    "mask_w": 264,
    "mask_h": 264
}]
</instances>
